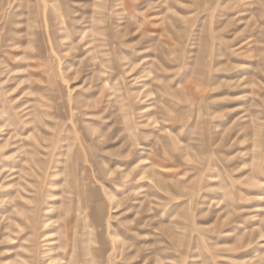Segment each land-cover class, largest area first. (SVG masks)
I'll use <instances>...</instances> for the list:
<instances>
[{
	"label": "rangeland",
	"instance_id": "374dc122",
	"mask_svg": "<svg viewBox=\"0 0 264 264\" xmlns=\"http://www.w3.org/2000/svg\"><path fill=\"white\" fill-rule=\"evenodd\" d=\"M0 264H264V0H0Z\"/></svg>",
	"mask_w": 264,
	"mask_h": 264
}]
</instances>
